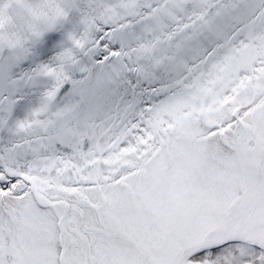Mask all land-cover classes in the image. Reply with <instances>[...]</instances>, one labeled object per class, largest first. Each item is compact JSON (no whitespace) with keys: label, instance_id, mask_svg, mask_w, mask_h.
<instances>
[{"label":"snow or ice","instance_id":"6c2138e0","mask_svg":"<svg viewBox=\"0 0 264 264\" xmlns=\"http://www.w3.org/2000/svg\"><path fill=\"white\" fill-rule=\"evenodd\" d=\"M0 264H264V0H0Z\"/></svg>","mask_w":264,"mask_h":264},{"label":"clouds","instance_id":"9594fccd","mask_svg":"<svg viewBox=\"0 0 264 264\" xmlns=\"http://www.w3.org/2000/svg\"><path fill=\"white\" fill-rule=\"evenodd\" d=\"M5 43H8V38L5 36L4 38Z\"/></svg>","mask_w":264,"mask_h":264}]
</instances>
